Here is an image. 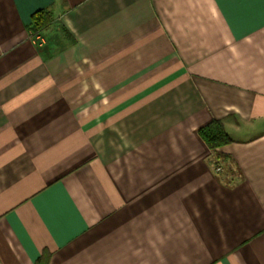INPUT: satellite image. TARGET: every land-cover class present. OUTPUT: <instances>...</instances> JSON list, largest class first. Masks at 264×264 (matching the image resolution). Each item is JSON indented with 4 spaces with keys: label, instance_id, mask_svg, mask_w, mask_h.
<instances>
[{
    "label": "crops",
    "instance_id": "crops-1",
    "mask_svg": "<svg viewBox=\"0 0 264 264\" xmlns=\"http://www.w3.org/2000/svg\"><path fill=\"white\" fill-rule=\"evenodd\" d=\"M0 264H264V0H0Z\"/></svg>",
    "mask_w": 264,
    "mask_h": 264
},
{
    "label": "trees",
    "instance_id": "trees-1",
    "mask_svg": "<svg viewBox=\"0 0 264 264\" xmlns=\"http://www.w3.org/2000/svg\"><path fill=\"white\" fill-rule=\"evenodd\" d=\"M53 22V11L42 8L32 14V20L27 29L31 35H36L48 29ZM200 134L212 149L222 147L232 140L224 122L220 119H214L200 128Z\"/></svg>",
    "mask_w": 264,
    "mask_h": 264
}]
</instances>
